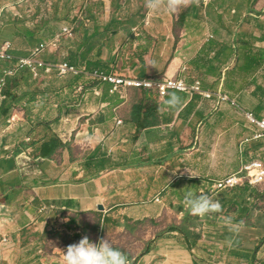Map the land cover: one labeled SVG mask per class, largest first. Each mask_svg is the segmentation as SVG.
Segmentation results:
<instances>
[{"label": "crops", "instance_id": "obj_1", "mask_svg": "<svg viewBox=\"0 0 264 264\" xmlns=\"http://www.w3.org/2000/svg\"><path fill=\"white\" fill-rule=\"evenodd\" d=\"M183 1L151 0L157 6L149 7L150 0H101L105 27L85 34L65 61L42 56L47 63H69L80 74H70L59 87L34 86L36 101H22L6 116L0 109V264H63V257L56 261L42 250L44 235L63 214H96L102 228L126 230L133 244L113 247L129 264H264V190L247 184L212 192L216 181L264 162V138L254 139L258 128L248 119L252 113L264 120V104L253 108L243 100L247 91L254 98L262 91L251 87L264 64L248 71L244 52L246 45L253 46L254 56L264 49V0H201L200 13L197 0ZM133 41L139 46L132 56ZM104 44L110 45L106 51ZM42 45L38 41L12 55L27 58ZM8 63L4 68L13 66ZM98 73L181 79L189 86L199 81L213 97L171 90L161 98L146 89H128L122 96L95 79ZM170 93L180 97L175 108L165 106ZM52 94L65 99L51 102ZM219 94L230 100L219 101ZM56 125L68 132V141L74 136L79 148L73 159L61 135L65 148L51 159L40 157ZM64 150L69 151L56 165ZM188 193H209L224 212L196 216L200 238L191 242L176 230H154L150 224L170 211L182 222L189 213Z\"/></svg>", "mask_w": 264, "mask_h": 264}, {"label": "rangeland", "instance_id": "obj_2", "mask_svg": "<svg viewBox=\"0 0 264 264\" xmlns=\"http://www.w3.org/2000/svg\"><path fill=\"white\" fill-rule=\"evenodd\" d=\"M101 0H0V48L6 42H10L11 53L16 49L30 50L35 42L42 41V43H51L58 40L59 48L54 51H47L45 55L49 60L56 59L60 62L65 61V58L69 56L70 48L72 50H78L80 43L84 39V35L93 34L98 26L105 27L107 17L105 13L104 4L100 5ZM176 2L177 0H173ZM180 3L184 5V1L180 0ZM196 7L198 13L202 11L203 2L201 0L196 1ZM200 15V14H199ZM204 15H202L203 17ZM159 15L155 17L158 19ZM144 18H138V20ZM170 19L175 20V15L171 14ZM69 28L72 33L64 35V30ZM103 30V29H101ZM252 29H245L242 31H250ZM237 29H233L232 32H237ZM102 32V31H100ZM27 36L28 38H25ZM110 34L103 39L107 42ZM95 42H93L94 44ZM139 42H132L128 47L131 48V55L134 54V46H139ZM143 47L151 48L153 45H148V42L141 41ZM135 44V45H134ZM95 45V44H94ZM102 45V44H100ZM99 45V46H100ZM110 48V45L104 44L103 49L106 51ZM10 65L8 62L0 61V71ZM45 77L40 76L37 83V88L43 90L48 85V81L56 76L50 77L46 74ZM70 77L60 78L62 80H68ZM256 87L252 86V89H256L258 86L262 87V91L259 94V98H254L250 92H245L243 95L244 103L256 108L260 104H264L263 101V89H264V72L260 73L256 79ZM65 95L52 94L49 96L50 101L58 103L63 102ZM263 98V99H262ZM41 101H45L42 100ZM49 101V102H50ZM51 110V109H50ZM38 110L34 111L36 114ZM48 112V111H47ZM264 113V112H263ZM50 114L57 116L53 110ZM43 115V114H41ZM51 115V116H52ZM56 135L64 136L68 141V132L62 126L55 127ZM74 136L70 137V151L64 150L59 153L55 158L56 165H60L63 161V156L68 153L71 154V159L75 156V151L78 145L76 140H73ZM73 145L76 146L73 148ZM62 151V150H61ZM264 190V185L258 187ZM217 192H214L216 196ZM260 207V206H259ZM262 208H264V203ZM170 211V210H169ZM168 211V212H169ZM224 211H219L218 214H222ZM254 222V221H252ZM180 220L170 211L161 222H152L154 230L168 228L171 225L180 224ZM200 223V222H199ZM205 227L208 225H204ZM218 226V225H217ZM238 226V225H237ZM210 227H215L210 225ZM50 230L44 235L42 240V250L44 256L49 255L50 259L53 257L57 260L63 257V252L66 251L69 245L78 243L80 239L87 236L92 242H99L100 239H109L112 245H121L123 248L133 244L132 237L126 232V230H119L118 227H101V220L95 214L93 216L89 214H76L68 215L63 214L56 216ZM144 229V227H143ZM47 257V256H46Z\"/></svg>", "mask_w": 264, "mask_h": 264}, {"label": "built area", "instance_id": "obj_3", "mask_svg": "<svg viewBox=\"0 0 264 264\" xmlns=\"http://www.w3.org/2000/svg\"><path fill=\"white\" fill-rule=\"evenodd\" d=\"M207 2V0H205ZM64 35H69L72 30L66 28ZM58 40L51 43L44 44L34 49L31 55L27 58H16L11 54L10 42H6L0 48V61L12 63V67L4 68L0 75V98L3 99V90L6 87L7 79L14 76L19 70L28 68L31 70L34 79H39L41 71L45 74H58L61 78H65L70 74H80V70L72 66L69 63H47L42 60V56L47 51H54L59 48ZM95 79L101 82H107L113 85L112 92L119 93L124 96L128 89H146L154 90L156 94L164 98L169 91L176 90L184 93H196L204 98L211 99L213 94L204 92L201 88V83L198 81L193 86L187 85L181 79L170 78H147L139 79L132 77H123L116 75H104L95 74ZM218 99L221 102L229 101L230 99L226 95H218ZM248 119L253 126L258 128L254 139L259 140L264 138V120L258 119L254 114L249 113ZM118 124H122V121H118ZM250 185L253 187H259L264 185V162L254 161L247 165L241 172L228 176L222 180L216 181L213 184L212 192H221L234 190L239 187ZM46 211V209L44 210Z\"/></svg>", "mask_w": 264, "mask_h": 264}, {"label": "trees", "instance_id": "obj_4", "mask_svg": "<svg viewBox=\"0 0 264 264\" xmlns=\"http://www.w3.org/2000/svg\"><path fill=\"white\" fill-rule=\"evenodd\" d=\"M181 18L185 19V16H182ZM252 47L253 46L246 45L247 49L244 52L245 66L248 71L256 66L259 68L261 63L264 64V49L260 50L259 54L254 56ZM59 79L60 78L56 76L53 79H50L48 83L52 86L59 87L62 85V82H59ZM37 81V79L33 78V74L28 68L21 69L14 76L9 77L7 79L6 87L3 90V96L5 98L2 100L0 108L2 115L6 116L11 107L17 106L22 101H26L27 103L36 101L39 94L37 90H34V86H37ZM23 89H26V91L23 92ZM63 148H65L63 140L58 135H55L50 141H46L41 146L39 149L40 157L51 159L60 149ZM257 196H259L258 198L263 197L259 191L257 192ZM199 226H201V223H198V218L188 213L182 220L181 224L171 225L167 228V231H179L189 242H191L193 239L200 238L196 230ZM160 235H162V232ZM148 251L149 247L144 250V253Z\"/></svg>", "mask_w": 264, "mask_h": 264}, {"label": "clouds", "instance_id": "obj_5", "mask_svg": "<svg viewBox=\"0 0 264 264\" xmlns=\"http://www.w3.org/2000/svg\"><path fill=\"white\" fill-rule=\"evenodd\" d=\"M156 6L150 0L149 7ZM168 7L171 10L175 5L170 2ZM179 102L180 97L170 93L164 103L167 108H175ZM185 201L189 213L194 216L203 217L221 209L220 202L213 200L209 193L199 195L188 193ZM63 264H129V261L127 255L113 247L109 239L102 238L94 243L85 236L78 243L69 245L63 252Z\"/></svg>", "mask_w": 264, "mask_h": 264}, {"label": "water", "instance_id": "obj_6", "mask_svg": "<svg viewBox=\"0 0 264 264\" xmlns=\"http://www.w3.org/2000/svg\"><path fill=\"white\" fill-rule=\"evenodd\" d=\"M103 208L101 207L100 210H102Z\"/></svg>", "mask_w": 264, "mask_h": 264}]
</instances>
